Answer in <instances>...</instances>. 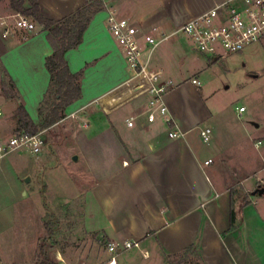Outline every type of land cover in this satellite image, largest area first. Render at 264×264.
I'll list each match as a JSON object with an SVG mask.
<instances>
[{
    "label": "crops",
    "instance_id": "obj_1",
    "mask_svg": "<svg viewBox=\"0 0 264 264\" xmlns=\"http://www.w3.org/2000/svg\"><path fill=\"white\" fill-rule=\"evenodd\" d=\"M93 1L37 0V5L42 18L60 21ZM99 1L81 43L64 54L70 73L81 72V96L48 128H59L61 140H71L72 155L77 157L61 168L70 172V166H78L71 171L91 182L85 192L87 224L110 241L137 242L142 254L161 264L187 253L193 254L198 264H264V195L255 194L264 183V134L254 132L259 125L239 128L243 141L251 144L259 160L244 157L230 162L226 151L238 128L217 125L219 113L206 108L200 88L191 83L194 78L199 81L197 75L173 76L165 70L183 61L190 67L196 61L194 53H198L177 39L160 49L152 63L157 47L150 61L151 67L161 70L175 85L165 102L177 130L184 135L169 138L161 121L147 122L142 115L145 99H131L125 87L129 72L122 51L106 25L107 13L113 11L135 23L140 35L168 33L227 0ZM1 2L2 14L12 11L9 6L4 9L8 0ZM29 6V1L23 0V7ZM46 34L36 21L31 31L12 28L5 38L0 28L3 137L19 131V106L35 125L41 123L39 108L50 80L45 60L53 52ZM2 81L11 87L8 97L2 93ZM242 114H235L237 120ZM130 119H134L133 127L127 126ZM198 128L211 130L208 143L202 141ZM44 151L32 159L25 176L38 175L46 163L41 155ZM19 152L0 161V172L20 159ZM13 155L11 162L8 158ZM43 234L44 229L26 247H7L0 240V264H33Z\"/></svg>",
    "mask_w": 264,
    "mask_h": 264
},
{
    "label": "rangeland",
    "instance_id": "obj_2",
    "mask_svg": "<svg viewBox=\"0 0 264 264\" xmlns=\"http://www.w3.org/2000/svg\"><path fill=\"white\" fill-rule=\"evenodd\" d=\"M8 6L6 4L4 9L8 10ZM167 45L161 44L155 50L152 63L158 51L166 49ZM185 48L192 49L188 45ZM194 55L196 61L190 63V67L183 61L176 67L165 68L166 72L186 78L197 75L201 83L199 92L205 99L206 108L220 115L217 125L238 128L237 134L232 135L235 142L232 141L226 151L230 162L241 161L244 157L258 161L257 152H253L250 143L243 141L239 128L249 126L254 129V125H259L254 132L264 134V39L240 53L223 56L217 61L207 55ZM240 106H244L246 112L237 120L235 114ZM47 110L48 107L43 105L39 125ZM225 116L228 119L225 120ZM48 128L39 129L44 131L45 151L41 155H45L46 163L37 176L30 178L23 174L35 158L23 151L19 152L18 161L12 162L10 159L15 155L10 156L11 165L0 172V240L7 247L13 248L16 244L26 247L36 241L44 229L33 264H58L60 253L65 264H107L111 258L107 246L117 242L93 231L87 224L85 192L91 182L71 171L78 166H70V172L61 168L66 162L73 161L76 154L72 155L69 138L61 140L59 128ZM22 189L26 195H22ZM115 259L117 264L162 263L153 257L148 259L146 253H141V248H118ZM168 264L198 263L193 254L187 253L169 260Z\"/></svg>",
    "mask_w": 264,
    "mask_h": 264
},
{
    "label": "built area",
    "instance_id": "obj_3",
    "mask_svg": "<svg viewBox=\"0 0 264 264\" xmlns=\"http://www.w3.org/2000/svg\"><path fill=\"white\" fill-rule=\"evenodd\" d=\"M34 20L20 12H0L2 37H7L12 28L31 31ZM107 28L122 51L129 79L125 87L130 91L131 99L144 98L143 114L147 122L161 121L169 138H179L184 134L177 130L165 102L166 95L174 89L173 81L165 77L159 69L151 67L152 52L163 43L182 40L198 54L207 55L212 60L237 54L264 39V0H227L206 13L175 27L172 31L144 33L140 35L137 25L127 19L119 18L113 11L106 16ZM155 31V30H154ZM191 83L200 88L198 79ZM244 107L238 108L241 115ZM3 112L0 108V118ZM128 127L134 126V119L127 121ZM200 138L208 143L211 130L198 128ZM45 145L43 131L27 134L17 131L7 137L0 134V161L9 155L25 151L32 156L41 153ZM211 161H206L205 164ZM135 241L111 242L107 252L111 258L107 264H116L115 254L118 248L129 250L138 248ZM60 262L63 260L59 257Z\"/></svg>",
    "mask_w": 264,
    "mask_h": 264
},
{
    "label": "trees",
    "instance_id": "obj_4",
    "mask_svg": "<svg viewBox=\"0 0 264 264\" xmlns=\"http://www.w3.org/2000/svg\"><path fill=\"white\" fill-rule=\"evenodd\" d=\"M1 1V0H0ZM29 8L23 7V0H8L12 11L20 12L43 27L46 31V39L52 47V54L45 60V67L50 75L49 85L39 108L43 105L48 107L47 114L41 125H35L25 109L19 106L16 110L18 130L27 134H35L39 129L48 128L58 122L67 106L78 100L81 96L79 80L81 72L72 74L68 70L64 54L66 51L75 49L82 41V35L89 23L90 15L94 9L101 5L99 0L85 4L77 12L60 21H50L42 18L38 12L37 0H28ZM1 89L4 96L8 97L11 87L1 82ZM231 224L234 222V213L230 214ZM45 264V263H40Z\"/></svg>",
    "mask_w": 264,
    "mask_h": 264
},
{
    "label": "water",
    "instance_id": "obj_5",
    "mask_svg": "<svg viewBox=\"0 0 264 264\" xmlns=\"http://www.w3.org/2000/svg\"><path fill=\"white\" fill-rule=\"evenodd\" d=\"M77 160V157L74 156L73 157V161H76ZM28 178L26 179V181L28 182ZM255 194L257 195H264V183L260 186L257 187V189L255 190Z\"/></svg>",
    "mask_w": 264,
    "mask_h": 264
}]
</instances>
